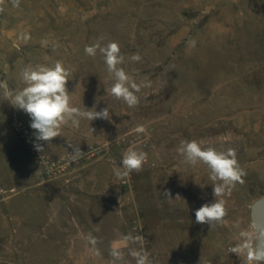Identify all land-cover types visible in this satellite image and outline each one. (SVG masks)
<instances>
[{
  "label": "rangeland",
  "instance_id": "374dc122",
  "mask_svg": "<svg viewBox=\"0 0 264 264\" xmlns=\"http://www.w3.org/2000/svg\"><path fill=\"white\" fill-rule=\"evenodd\" d=\"M98 41L102 46L117 42L124 56L118 67L138 85H146L136 93L137 106L111 95L114 81L103 56L85 53L86 46ZM133 54L141 60L132 61ZM57 62L69 73L70 105L81 111L107 107L109 120L80 118L78 127L68 121L58 137L40 141L49 158L69 163L62 174L46 177L13 129L20 121L34 132L30 117L0 89L5 141L0 138V167L10 157L2 147L15 145L18 161L34 168L35 181L54 185L52 192L70 200L82 182L120 187L116 161L135 145L148 159L131 173L136 195L131 197V191L126 199L128 235L139 216L157 264H249L246 250L237 254L231 249L244 243L245 233L255 237L251 205L264 196V0H20L19 7L0 0V81L7 83V91L15 94L24 87L23 68ZM141 125L145 133L135 131ZM192 140L218 151L235 149L245 172L243 183L237 182L230 195L216 198L225 201L226 215L211 227L195 221V211L215 199L210 170L203 163H185L178 152L182 141ZM68 145L80 147L83 156L72 161ZM98 148L104 153L93 154ZM10 177L0 175L7 182ZM155 183L158 190L145 188ZM13 186L1 192L10 200L0 204V227L8 214V224L18 230L30 195ZM153 193H158V260L144 217L133 208L138 202L154 223L148 195ZM5 240L0 239V247ZM68 240L72 250H88L81 240ZM128 245L137 250L135 243ZM128 259L136 264L131 255Z\"/></svg>",
  "mask_w": 264,
  "mask_h": 264
},
{
  "label": "crops",
  "instance_id": "0c3cea01",
  "mask_svg": "<svg viewBox=\"0 0 264 264\" xmlns=\"http://www.w3.org/2000/svg\"><path fill=\"white\" fill-rule=\"evenodd\" d=\"M2 135L0 133V138ZM2 150H7L10 157L7 159L9 164L6 161L2 163L0 175L11 177L9 182L8 178H0V204L10 200L1 197V192L3 194L8 185L21 187L22 191L29 193L30 199L25 204L27 215L20 219L23 226L18 230L8 224V214L3 216L0 239L6 240L0 247V264H112L110 252L113 248L122 250L124 254L123 261L118 264H134L128 259L131 251L129 241L124 240L128 236L125 223L130 213V204L126 200L129 197L128 191L121 187L82 182L70 200L64 199L52 192L54 185L35 181L34 168L18 161L20 150L15 145L5 144ZM145 188L158 190V183ZM88 190L92 191L90 195ZM131 191L133 197L135 193ZM148 195L156 214L154 223L145 207L137 202L133 208L144 217L158 260V193ZM90 237L96 239L95 245L89 244ZM103 237L107 240L104 244L100 242ZM23 239L24 246L21 244ZM68 239L81 240L88 245V250H72Z\"/></svg>",
  "mask_w": 264,
  "mask_h": 264
},
{
  "label": "clouds",
  "instance_id": "9594fccd",
  "mask_svg": "<svg viewBox=\"0 0 264 264\" xmlns=\"http://www.w3.org/2000/svg\"><path fill=\"white\" fill-rule=\"evenodd\" d=\"M13 6L19 7L20 0H12ZM102 39V38H101ZM195 42L193 41V44ZM99 52L107 66V71L113 78L111 86V95L117 100H123L129 107H135L139 104V98L136 95L142 86L138 85L119 65L124 63V56L121 54L117 42H109L101 45L98 41L93 45L85 47V53L95 57ZM131 60L139 62V54H133ZM68 71L60 62L53 67L35 66L25 67L20 72V79L24 87L15 94L7 91V83L0 81V89H5L6 100L18 110L26 113L31 120L30 127L34 130V136L37 143L34 148L42 152L43 145L39 143L51 142L60 135L62 125L71 121L73 126L78 127L80 118H86L90 121L95 119L109 120V110L107 107L96 111L95 107L87 111H81L79 108L70 105V96L67 90ZM137 133H145L144 126H137ZM72 148L71 160L76 161L83 156L80 147ZM178 152L183 156L184 162L190 165L203 163L210 170V179L213 181L214 202L205 203L195 211V221L198 224H206L210 227L215 222L222 221L226 215L225 201L216 199L224 195H230L231 190L236 183H243L242 177L245 172L240 167L235 149L229 148L226 151H218L214 147H202L195 140L182 141ZM147 153L137 150L135 145L129 146L120 160V166L115 168L117 176L128 177L132 172H139L145 163H147ZM164 195L171 198L169 192ZM179 197V195H177ZM246 239L242 245L232 248L233 253L239 254L242 250L247 251L249 264H264V247H261L259 241L264 239V228L257 226L255 237L244 234ZM125 241L137 243L141 247L139 250H131L130 255L135 259L136 264H151L149 253L143 248L144 237L131 235L124 237ZM90 242L95 245L96 239L90 237ZM113 257L112 264H118L123 261L124 254L122 250L113 248L110 252Z\"/></svg>",
  "mask_w": 264,
  "mask_h": 264
},
{
  "label": "built area",
  "instance_id": "2783aa9c",
  "mask_svg": "<svg viewBox=\"0 0 264 264\" xmlns=\"http://www.w3.org/2000/svg\"><path fill=\"white\" fill-rule=\"evenodd\" d=\"M13 129L15 133L20 136L28 145L29 151L33 157L37 161L41 163L42 170H43V175L46 177H55L59 174H62L67 170L68 162L64 159L62 160H54L49 158L46 154L45 151L43 150L42 152L35 150L34 144L37 143L35 140L34 132L23 122L17 121L13 124ZM93 154H103L104 149L103 148H98V149H93L92 151ZM120 160L116 161V167L120 166ZM120 187L123 188L125 191L130 192L133 187L130 183L131 179V174L128 177H120ZM131 233L133 237L136 236H143L144 237V244L143 248L147 250L149 253V260L151 264H157L156 257L153 254V252L149 249L147 245V232L143 227L142 221L140 217L135 216L132 220V225H131ZM137 246V250L140 249V245L135 243Z\"/></svg>",
  "mask_w": 264,
  "mask_h": 264
},
{
  "label": "water",
  "instance_id": "95a60500",
  "mask_svg": "<svg viewBox=\"0 0 264 264\" xmlns=\"http://www.w3.org/2000/svg\"><path fill=\"white\" fill-rule=\"evenodd\" d=\"M250 219L256 229L257 226L264 228V196L251 205ZM259 244L264 247V239H261Z\"/></svg>",
  "mask_w": 264,
  "mask_h": 264
}]
</instances>
